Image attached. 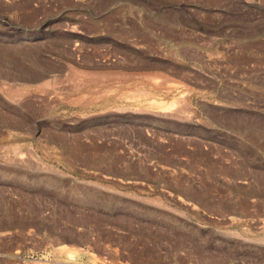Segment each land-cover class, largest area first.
Returning a JSON list of instances; mask_svg holds the SVG:
<instances>
[{"label":"rangeland","instance_id":"374dc122","mask_svg":"<svg viewBox=\"0 0 264 264\" xmlns=\"http://www.w3.org/2000/svg\"><path fill=\"white\" fill-rule=\"evenodd\" d=\"M44 262L264 264V0H0V264Z\"/></svg>","mask_w":264,"mask_h":264},{"label":"bare ground","instance_id":"6f19581e","mask_svg":"<svg viewBox=\"0 0 264 264\" xmlns=\"http://www.w3.org/2000/svg\"><path fill=\"white\" fill-rule=\"evenodd\" d=\"M84 83V84H83ZM81 82V84H80V88H83L84 86L86 87V83H88V82ZM90 85V84H89ZM89 85H87L88 86V88H89ZM15 93V92H14ZM143 93V92H142ZM14 95H16V94H14ZM151 102V101H150ZM153 102H155V101H153L152 100V102L150 103L151 105H153L152 103ZM155 105H156V108H157V111L158 112H160L161 114H163V113H166V112H168L169 110L168 109H166V108H162V107H160L159 105H160V103H159V105H157V103H154ZM167 106V105H166ZM159 107V108H158ZM169 108V107H168ZM159 113V114H160ZM169 113V112H168ZM17 149V148H16ZM14 151V150H13ZM9 152V151H8ZM72 217V216H71ZM15 257V256H14ZM38 263V262H37ZM43 264H45V262L43 263ZM47 264V263H46Z\"/></svg>","mask_w":264,"mask_h":264}]
</instances>
